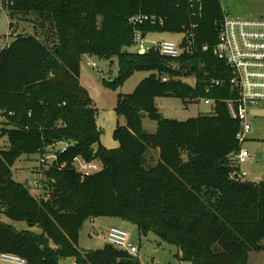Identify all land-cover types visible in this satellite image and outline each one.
Returning <instances> with one entry per match:
<instances>
[{"label":"trees","instance_id":"1","mask_svg":"<svg viewBox=\"0 0 264 264\" xmlns=\"http://www.w3.org/2000/svg\"><path fill=\"white\" fill-rule=\"evenodd\" d=\"M10 2L3 9L12 39L0 48V132L8 141L0 153V253L27 264H58L62 258L74 264H138L109 244L79 249L84 222L96 217L129 222L139 235L153 233L189 264H247L250 251L263 249L264 181L230 178L238 170L234 155L240 146L225 100L235 92L226 83L204 91L210 76L227 73L212 54L214 21L222 17L218 0ZM138 13L163 21L142 26L144 33L179 34L197 24L191 52L177 59L130 52L128 19ZM18 22L33 32H18ZM87 57L117 62L118 79L110 86L134 70L153 72L132 93L118 95L115 111L126 125L115 128L113 149L99 143L97 110L79 81ZM162 96L211 97L215 108L187 121L168 120L155 103ZM143 116L156 122L154 133L143 128ZM60 143L68 144L63 152L50 150ZM49 153L56 158L43 167L42 189L34 195L11 168L22 155ZM76 158L98 161L101 168L83 173L74 166ZM34 168L40 169L38 162ZM22 222L27 227L17 229L14 223Z\"/></svg>","mask_w":264,"mask_h":264},{"label":"rangeland","instance_id":"2","mask_svg":"<svg viewBox=\"0 0 264 264\" xmlns=\"http://www.w3.org/2000/svg\"><path fill=\"white\" fill-rule=\"evenodd\" d=\"M221 9L225 10L230 17H264V0H218ZM9 19L5 10L1 7L0 0V47L4 44L5 39L11 41L8 22ZM18 32L32 33L31 25L18 22ZM183 34L160 33L151 34L148 40H172L175 42L183 41ZM139 50V48H137ZM136 47L131 46L130 52H137ZM139 53V52H137ZM142 52L141 54H143ZM88 62H94L96 68L91 67ZM151 73L149 71L134 70L130 75L118 86H110L109 82L118 79L119 66L116 61L113 64L105 60L93 57L83 58L80 64L79 81L83 88L86 89L90 98L94 102L96 112V125L100 130L99 143L108 149L118 146L114 138V130L117 126H125L126 120L122 115H117L115 111L117 97L119 94L127 95L132 93L137 85ZM185 83L191 85V79H185ZM160 114L168 120L187 121L196 118L199 115L211 113V106L205 105L203 101H187L175 96H162L155 99ZM215 106V105H214ZM213 106V108H215ZM4 122L0 116V123ZM248 122L251 129L246 136V140L242 143V147L247 149L253 157L239 165L240 171L247 173V181L257 182L264 181V103H260L248 110ZM142 126L148 133H154L156 130V122L148 118L142 117ZM1 128V125H0ZM3 133V132H2ZM57 148V146H55ZM58 147L61 145L58 144ZM8 141L5 135L0 132V153L7 150ZM261 152V158H256V153ZM154 158L157 155L152 154ZM38 155H22L11 168L13 178L22 181L27 178L39 180L37 169L34 168V162H37ZM51 159L46 161L49 163ZM77 170L91 174L98 171L101 165L98 161L91 162L87 165L81 160L75 163ZM34 172V173H33ZM43 181V179H42ZM41 181V182H42ZM28 183V182H27ZM32 194H36L35 190L29 187ZM38 192V191H36ZM1 220L5 223H13L6 217ZM114 217H96L87 220L80 232L78 238V247L84 251H94L102 249L106 244L105 231L108 227L114 225L126 230L135 244L138 251L133 260H137L138 264H189L181 262L177 258V248L173 245L166 244L158 240L153 233L139 235L136 228L131 223L126 225L118 222ZM120 221V220H119ZM131 224V225H130ZM17 229L26 228V224L14 223ZM38 231L37 228H34ZM264 244V241L262 242ZM58 264H72L71 258H62ZM247 264H264V247L260 251H250L248 254Z\"/></svg>","mask_w":264,"mask_h":264},{"label":"built area","instance_id":"3","mask_svg":"<svg viewBox=\"0 0 264 264\" xmlns=\"http://www.w3.org/2000/svg\"><path fill=\"white\" fill-rule=\"evenodd\" d=\"M8 3H11L10 0H1V7L3 8V4ZM128 23L133 29V46L136 49L139 48V50L137 49L139 53L153 52L169 59H177L184 52H191L193 48L194 29L197 28V24H189L188 29L180 33L184 35L183 41L175 42L172 40H148V36L152 32L144 33L141 27L146 24L153 26L163 24L161 19L154 16L138 13L129 17ZM214 25L217 39L212 47V54L217 60L224 63L227 73L224 72L222 77L210 76L204 91L209 93L211 88L226 83L235 92L234 98L225 100L230 117L237 122L235 139L240 146V150L234 155L238 170L231 172L230 178L243 181L247 180V173L240 171L239 165L253 157L247 149L242 147V143L246 140V136L251 129L248 122V110L264 103V17H230L222 9V17L215 20ZM9 44L10 42L5 39L0 48H6ZM207 49V46L202 47L203 51ZM88 64L93 68L97 67L94 62H88ZM167 80V77H162L163 82ZM181 80L184 81L185 79L182 78ZM191 80L193 86L196 81L195 79ZM196 100L203 101L205 105L211 106L210 111L212 112L214 99L211 97H197ZM0 116L4 119L3 111L0 112ZM56 145L53 146V149L51 147L50 150L63 152L68 144L60 143L61 147L57 148ZM55 158L54 153L44 156L38 155L37 162L40 169L34 175H38L40 178L37 181L35 179L28 181L27 179L28 185L32 186L35 191L42 189L43 167L51 165ZM47 159H51L49 163L46 161ZM78 161L80 159L76 158L74 166ZM61 167H64V164ZM105 239L107 244L131 256H134L138 251V247L130 234L118 226L108 227L105 232ZM0 264H27V262L24 258L15 254L0 253Z\"/></svg>","mask_w":264,"mask_h":264},{"label":"crops","instance_id":"4","mask_svg":"<svg viewBox=\"0 0 264 264\" xmlns=\"http://www.w3.org/2000/svg\"><path fill=\"white\" fill-rule=\"evenodd\" d=\"M8 22H9V21H8ZM151 34H160V33H157V32H152ZM151 34H150V35H151ZM177 34H178V33H177ZM179 34H180V33H179ZM112 64H113V63H112ZM89 164H91V163H88L87 165H89ZM23 180L25 181V180H27V178H25V179H23ZM117 221H118V222H120V223H121V224H123V225H126V223H129V222L122 221V220H120V221H119V220H117ZM85 222H86V221H85ZM85 222H84V223H85ZM130 225H131V224H130ZM132 225H133V224H132ZM133 226H134V225H133ZM134 227H135V226H134ZM106 230H107V229H106ZM105 232H106V231H105ZM104 235H105V234H104ZM71 259H72V258H71ZM72 264H74V261H73V259H72Z\"/></svg>","mask_w":264,"mask_h":264},{"label":"water","instance_id":"5","mask_svg":"<svg viewBox=\"0 0 264 264\" xmlns=\"http://www.w3.org/2000/svg\"><path fill=\"white\" fill-rule=\"evenodd\" d=\"M113 63V60H110V64H112ZM256 158L257 159H260L261 158V152H257L256 153ZM28 183H27V180H25V185H27Z\"/></svg>","mask_w":264,"mask_h":264}]
</instances>
